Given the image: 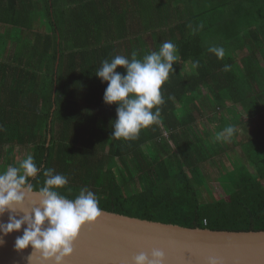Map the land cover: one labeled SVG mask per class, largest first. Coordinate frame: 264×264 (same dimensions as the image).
Masks as SVG:
<instances>
[{
  "label": "trees",
  "instance_id": "obj_1",
  "mask_svg": "<svg viewBox=\"0 0 264 264\" xmlns=\"http://www.w3.org/2000/svg\"><path fill=\"white\" fill-rule=\"evenodd\" d=\"M165 41L179 59L160 123L114 138L116 105L103 102L96 71ZM229 125L235 134L217 139ZM28 154L41 169L36 188L55 169L68 177L62 194L87 187L103 211L264 231V0H0V171Z\"/></svg>",
  "mask_w": 264,
  "mask_h": 264
},
{
  "label": "clouds",
  "instance_id": "obj_2",
  "mask_svg": "<svg viewBox=\"0 0 264 264\" xmlns=\"http://www.w3.org/2000/svg\"><path fill=\"white\" fill-rule=\"evenodd\" d=\"M208 52L218 59L225 55L223 47L211 46ZM178 48L171 41H165L158 51H152L141 59L133 53L131 59L116 55L110 61L104 60L95 76L101 83H107L103 102L116 105V118L112 121L114 138L135 140L141 130L161 121L160 106L165 103L162 86L174 72L173 64L178 61ZM124 70L123 74L116 71ZM193 69L199 62L192 64ZM224 71L230 66L224 65ZM236 127L229 125L217 139H230ZM41 169L31 154L26 155L18 165H9L0 171V217L7 214V221L0 223V243L3 237L21 232L16 236L14 249L23 251L31 248L27 257L38 254L43 264H64L73 253V244L80 228L94 221L101 213L97 195L82 187L74 198L61 193L68 186V177L55 169L43 170L44 180L39 188ZM71 192V189H67ZM27 201L28 208L25 207ZM148 255L141 252L132 258V264H164L165 254L154 249Z\"/></svg>",
  "mask_w": 264,
  "mask_h": 264
},
{
  "label": "water",
  "instance_id": "obj_3",
  "mask_svg": "<svg viewBox=\"0 0 264 264\" xmlns=\"http://www.w3.org/2000/svg\"><path fill=\"white\" fill-rule=\"evenodd\" d=\"M25 207L30 211L27 201ZM6 221L7 214L0 217V223ZM22 229L3 237L0 264H28L31 248L14 249ZM73 249L64 264H132L141 252L151 258L154 249L164 252V264H264V231L189 229L101 210L94 221L80 228ZM30 264L43 262L34 254Z\"/></svg>",
  "mask_w": 264,
  "mask_h": 264
},
{
  "label": "rangeland",
  "instance_id": "obj_4",
  "mask_svg": "<svg viewBox=\"0 0 264 264\" xmlns=\"http://www.w3.org/2000/svg\"><path fill=\"white\" fill-rule=\"evenodd\" d=\"M210 182V180H209ZM210 193L215 197L219 198L224 195V189H221V186L219 185L218 181H211L210 183Z\"/></svg>",
  "mask_w": 264,
  "mask_h": 264
}]
</instances>
